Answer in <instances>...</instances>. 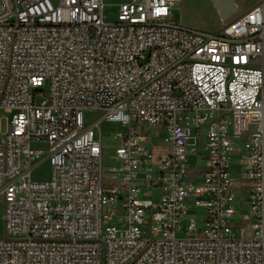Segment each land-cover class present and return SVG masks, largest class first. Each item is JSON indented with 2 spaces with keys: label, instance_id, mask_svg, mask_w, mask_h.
Instances as JSON below:
<instances>
[{
  "label": "built area",
  "instance_id": "obj_1",
  "mask_svg": "<svg viewBox=\"0 0 264 264\" xmlns=\"http://www.w3.org/2000/svg\"><path fill=\"white\" fill-rule=\"evenodd\" d=\"M176 3L129 0L108 23L104 0H0V264H264V0L217 33L177 23ZM103 125L120 141L109 171Z\"/></svg>",
  "mask_w": 264,
  "mask_h": 264
},
{
  "label": "rangeland",
  "instance_id": "obj_2",
  "mask_svg": "<svg viewBox=\"0 0 264 264\" xmlns=\"http://www.w3.org/2000/svg\"><path fill=\"white\" fill-rule=\"evenodd\" d=\"M129 0H104V10L103 16L104 20L108 23H112L117 20L119 5L127 2ZM262 0H235L237 11L228 17L227 20H222L218 10L214 6L211 0H178L175 7L173 8V15L175 20L180 25L190 28L196 29L208 33H217L219 32L226 24L234 20L240 15L251 10ZM35 101L38 105H41L43 102L49 100L50 96V87L48 83L42 84L39 88L35 90ZM100 113L95 111L86 112V120L91 121L98 117ZM12 115L10 113H6L5 111H0V135L3 136L8 129L9 121L11 120ZM142 136L146 137V140L143 139V146L152 150L153 145L150 142V139L154 141V143L158 144V140L155 139L158 133L152 127L147 125H142ZM103 136H102V147H103V167L105 171H109L115 166V162L113 158L115 156V150L120 146V141L118 138L114 137L113 134L110 133L111 129L118 132V128L116 126L103 125ZM191 143H194L192 141ZM237 146L244 147V143L240 140H236ZM160 145H158L159 147ZM41 150L46 149V145H40ZM204 144L200 149V152L197 154H193L188 160V167L192 174L200 171V169L205 165L204 161H201L200 155L204 154ZM245 155V151L242 152H234L232 154V169L231 173L233 174V179L236 185L239 188L236 190V209L238 214L235 216V223L237 225H242L247 222V215L249 211V207L245 202L246 197L248 196L249 188L241 187L243 184L242 178V169L240 168V164L243 156ZM51 168L48 163H43L40 166H37L33 171V179L35 181H44L47 180L50 176ZM160 190L156 189L153 194H151L152 199L155 202H158L160 199ZM187 215L188 218H194L198 222L199 229H203L205 227L204 219L206 217V212L204 209L196 208L194 202L191 199L187 202ZM237 237H240V232L236 231ZM5 236V223L3 220V211L2 206H0V238Z\"/></svg>",
  "mask_w": 264,
  "mask_h": 264
},
{
  "label": "water",
  "instance_id": "obj_3",
  "mask_svg": "<svg viewBox=\"0 0 264 264\" xmlns=\"http://www.w3.org/2000/svg\"><path fill=\"white\" fill-rule=\"evenodd\" d=\"M218 10L222 20H227L228 17L237 11L235 0H211Z\"/></svg>",
  "mask_w": 264,
  "mask_h": 264
},
{
  "label": "crops",
  "instance_id": "obj_4",
  "mask_svg": "<svg viewBox=\"0 0 264 264\" xmlns=\"http://www.w3.org/2000/svg\"><path fill=\"white\" fill-rule=\"evenodd\" d=\"M158 151H161L159 148H157Z\"/></svg>",
  "mask_w": 264,
  "mask_h": 264
},
{
  "label": "bare ground",
  "instance_id": "obj_5",
  "mask_svg": "<svg viewBox=\"0 0 264 264\" xmlns=\"http://www.w3.org/2000/svg\"><path fill=\"white\" fill-rule=\"evenodd\" d=\"M176 1H178V0H176Z\"/></svg>",
  "mask_w": 264,
  "mask_h": 264
}]
</instances>
